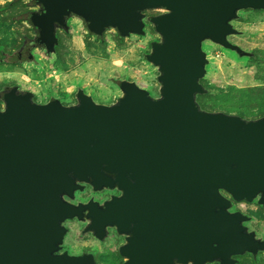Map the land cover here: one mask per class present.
Masks as SVG:
<instances>
[{"label": "water", "instance_id": "1", "mask_svg": "<svg viewBox=\"0 0 264 264\" xmlns=\"http://www.w3.org/2000/svg\"><path fill=\"white\" fill-rule=\"evenodd\" d=\"M34 3L40 8L23 18L36 33L13 52L14 63L33 61L36 48L54 54L60 44L57 31L69 30L72 17L103 40L109 29L122 37L145 35L146 11L165 9L152 19L161 40L147 55L159 72L160 95L154 97L135 81L125 82L112 104L96 102L86 92L72 105L58 99L36 102L33 92L17 88L6 92L0 109V214L8 200L22 205L23 194L28 195L32 205L51 206L56 235L52 243L9 244L0 218V264H92L86 255L54 254L64 242L62 222L74 218L88 221L89 231L101 239L107 226L128 235L124 264H175L162 250L142 259L131 254L130 201L146 190L159 196L168 191L175 203L179 199L180 263L220 259L231 264L232 254L263 249L264 241L230 216L222 191L251 200L264 189V117L205 110L198 96L208 92L202 83L210 63L204 42L248 55L229 40L240 33L233 21L241 10L264 9V0ZM86 184L97 191L118 188L122 195L102 204L64 198L74 199Z\"/></svg>", "mask_w": 264, "mask_h": 264}, {"label": "rangeland", "instance_id": "2", "mask_svg": "<svg viewBox=\"0 0 264 264\" xmlns=\"http://www.w3.org/2000/svg\"><path fill=\"white\" fill-rule=\"evenodd\" d=\"M14 1L18 4L8 9L7 4ZM0 6V53L4 52V56L0 54V108L5 105L6 92L13 88L33 92L40 103L58 99L67 105L76 104L81 92L99 103H115L126 81H135L154 97L160 95L159 72L147 55L151 45L161 40L152 23L161 9L146 11L145 35L122 37L109 29L105 44L87 30L80 18L72 17L69 30L59 32V49L54 54L36 48L33 61L13 63V52L23 46L24 39L35 35V28L23 14L37 6L34 0H0ZM234 26L241 34L230 39L250 55L241 57L213 41H205L203 48L210 63L202 82L208 92L199 96V102L205 110L247 119L264 117V9L241 10ZM89 196V192L80 194L82 199ZM86 239L88 236L76 226L68 244L73 251H81L90 244ZM245 264H264V259Z\"/></svg>", "mask_w": 264, "mask_h": 264}, {"label": "flooded vegetation", "instance_id": "3", "mask_svg": "<svg viewBox=\"0 0 264 264\" xmlns=\"http://www.w3.org/2000/svg\"><path fill=\"white\" fill-rule=\"evenodd\" d=\"M39 8L37 6L36 10ZM161 11V13L166 12L165 9H161ZM60 31H63V29H58V36ZM237 34H241V31ZM237 34L229 36L232 43L236 42L232 41L230 37ZM41 50L45 51V49ZM235 53L238 55L237 52ZM249 55L250 52L245 56ZM4 107L0 109H4ZM86 192H89L90 196L85 199L80 198V194ZM222 194L228 199V213L230 216L234 215L236 223L246 227L248 232H253L256 239L264 241V189L257 191L251 200L246 198L237 199L227 191H222ZM75 195L74 199L67 195L64 198L73 203L88 202L94 199L102 204L114 197L121 196L122 191L118 188H105L97 191L91 185L86 184L85 188L76 191ZM175 202V199L169 197L168 191L160 196L155 194L153 190L134 193L130 201L129 213L132 233L130 235L133 240L131 254L133 257L137 259L148 258L151 254L150 251L155 252L156 255H162V253L159 254L162 250L166 257H172L175 264H184L178 261L180 255L184 252V248L180 245L182 216L180 214L179 199H177V203ZM52 216L51 206L40 205V203L32 205L28 195L23 194L22 205H12L8 200V204L2 206L0 214L3 234L5 235L4 240L9 244L19 242L27 245L40 242L52 243L56 235L55 222L52 224ZM62 226L66 229L64 242L62 247L54 253L55 255L64 253L86 255L88 260H92V264H124L127 261L128 258L124 255L122 248L128 241V235L119 232L116 226H107L103 239L89 231L88 221H81L78 218L66 219L62 222ZM76 226H79L82 234L88 236L86 241L90 243L86 248L77 252L73 251L68 244V239ZM168 241H171L170 245ZM90 256L92 257L90 258ZM261 258L264 259V248L232 254L230 257L231 264H245L251 261L259 263ZM188 264L193 263L189 262ZM206 264L226 263H222L220 259H215Z\"/></svg>", "mask_w": 264, "mask_h": 264}, {"label": "trees", "instance_id": "4", "mask_svg": "<svg viewBox=\"0 0 264 264\" xmlns=\"http://www.w3.org/2000/svg\"><path fill=\"white\" fill-rule=\"evenodd\" d=\"M12 4H14V6H15V5H17L18 3H17V1L9 2V3L7 4V6L9 7L8 9H11V8H12V6H11ZM0 8H1V6H0ZM22 20H23V19H22ZM24 20H25V19H24ZM118 36H120V35L118 34ZM32 37H33V36H32ZM28 38H31V37H28ZM98 39H99V38H98ZM25 40H26V39H24V41H25ZM99 41H101V42L104 43V44L106 43L105 38H104L103 40H100V39H99ZM19 45H20V44H19ZM1 47H3V46L0 44V49H2ZM3 49H4V48H3ZM56 49L58 50V49H59V46H58ZM4 51H6V50L4 49ZM0 54H1V57L4 56V52L1 51ZM13 63H14V62H13ZM202 81H203V80H202ZM126 82H128V81H126ZM202 83H203V82H202ZM199 96H200V95H199ZM199 96H198V102H199ZM0 103H1V100H0ZM199 103H200V102H199ZM200 105H201V104H200ZM201 107H202V106H201Z\"/></svg>", "mask_w": 264, "mask_h": 264}]
</instances>
